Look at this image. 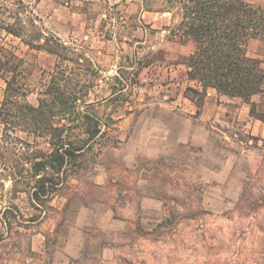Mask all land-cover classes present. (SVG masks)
<instances>
[{
    "label": "rangeland",
    "instance_id": "rangeland-1",
    "mask_svg": "<svg viewBox=\"0 0 264 264\" xmlns=\"http://www.w3.org/2000/svg\"><path fill=\"white\" fill-rule=\"evenodd\" d=\"M19 4L0 0V53L21 60L26 100L38 104L57 58L1 28L18 15L28 38L75 48L78 107L105 125L9 264H264V121L241 98L190 90L200 88L184 63L195 45L168 36L170 13L130 0ZM247 54L264 68V40L250 39ZM5 88L0 74V107ZM252 101L263 114L264 92ZM17 204L34 211L27 192Z\"/></svg>",
    "mask_w": 264,
    "mask_h": 264
},
{
    "label": "trees",
    "instance_id": "trees-1",
    "mask_svg": "<svg viewBox=\"0 0 264 264\" xmlns=\"http://www.w3.org/2000/svg\"><path fill=\"white\" fill-rule=\"evenodd\" d=\"M130 1L144 11L170 13L164 26L168 36L194 43L184 63L188 78L198 81L200 88L190 90L201 97L212 87L230 98H241L251 104V115L264 121V113L257 112L252 101L254 94L264 92V68L259 59L247 54L250 39L264 40V5L249 0ZM1 28L57 58L38 104L33 105L26 100L29 89L20 79L21 60L0 53V74L6 82L0 107V264H9L31 222L47 214L53 196L78 174L81 158L101 136L105 123L78 107L79 91L68 70V62L80 56L74 47L55 34L42 43L40 33L28 38L19 15L13 22L4 18ZM18 130L43 139L45 146L24 141ZM23 191L34 210L30 214L17 204Z\"/></svg>",
    "mask_w": 264,
    "mask_h": 264
}]
</instances>
